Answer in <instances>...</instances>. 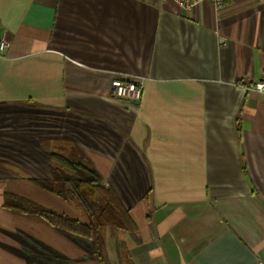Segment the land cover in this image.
<instances>
[{
	"label": "crops",
	"instance_id": "0c3cea01",
	"mask_svg": "<svg viewBox=\"0 0 264 264\" xmlns=\"http://www.w3.org/2000/svg\"><path fill=\"white\" fill-rule=\"evenodd\" d=\"M1 35L0 187L59 154L137 230L104 228L94 256L83 236L12 223L0 264H121L122 244L134 264H264V0H0ZM116 80L143 81L141 105ZM24 225L47 248L24 246Z\"/></svg>",
	"mask_w": 264,
	"mask_h": 264
},
{
	"label": "trees",
	"instance_id": "16d2710c",
	"mask_svg": "<svg viewBox=\"0 0 264 264\" xmlns=\"http://www.w3.org/2000/svg\"><path fill=\"white\" fill-rule=\"evenodd\" d=\"M237 133L240 137V126ZM48 171L53 176L52 181L46 179L32 182L41 183L48 192L76 206L83 221L11 194H6L4 207L21 214L37 215L49 225L96 242L104 228L124 231L137 229L129 209L121 202L116 191L104 186L100 175L90 165L54 153ZM124 264L134 263L128 256Z\"/></svg>",
	"mask_w": 264,
	"mask_h": 264
},
{
	"label": "rangeland",
	"instance_id": "374dc122",
	"mask_svg": "<svg viewBox=\"0 0 264 264\" xmlns=\"http://www.w3.org/2000/svg\"><path fill=\"white\" fill-rule=\"evenodd\" d=\"M256 84L254 85L253 89H255ZM48 167H46V166L41 167L39 169L40 174L38 177L34 176V173L32 171H30V170L34 169L33 167L25 168L24 169V176H23L24 181L23 182H16V183H10L7 185H1L2 187H0V238H1V234L5 233V231L2 230V228H3L2 226H4V225L10 226L9 224H12V223H25L26 225H28V223H36V224H44V223L46 224L47 223L46 221H44L41 217H39L37 215L23 214L26 216V217L24 216L23 219L14 216L15 214H13L11 212H15V211L7 209L4 207V199L6 197V194H11L14 196L22 197V198L30 200L34 203H38L40 205H43L47 208L49 207V208H51V210H55L61 214H65L71 218H77V219L83 221V219L81 217L82 215L80 214V212L76 206L65 201L61 197H59L53 193L48 192L46 189H44V187L41 185V183L32 182V180L42 181V180H46V179H48V180L51 179V181H52L53 176L52 175L50 176V173L48 171ZM25 181H27V182H25ZM67 208H70V209H67ZM129 211H130V215H131V210H129ZM15 213H18V212H15ZM18 214H21V213H18ZM24 227L26 230L25 229L17 230L24 235V237H22L24 240L23 244H25L24 246H26L27 242H30L31 245L29 247H31V248L32 247H46V244L43 241L41 243L40 242L41 240L39 238H35V236L33 237L30 234V233H32L31 231H33L34 233H44L43 231H34V229H32L31 231L30 230L27 231V228L25 225H24ZM8 233H11V232L8 231ZM67 234H71L72 236L78 235V234L73 233V232H68ZM79 236H82V235H79ZM86 238H88V237L83 238V240L87 241L88 244L84 248H88L90 255L95 256V254L97 253V250H98L99 242H96L94 240H93L94 241L93 242V241L87 240ZM37 239H39L40 241H38ZM74 239L76 240V242L79 245L81 244V240L76 239V238H74ZM88 239H90V238H88ZM2 247H3V245H2ZM0 248H1V246H0ZM118 249L121 252V255L123 256V259L121 260V264H124L125 257H128L126 254L127 247L125 244H122L121 246L119 245ZM27 251H29V250H27ZM34 253L39 254L38 252H34ZM25 254H28V252L25 251Z\"/></svg>",
	"mask_w": 264,
	"mask_h": 264
},
{
	"label": "built area",
	"instance_id": "2783aa9c",
	"mask_svg": "<svg viewBox=\"0 0 264 264\" xmlns=\"http://www.w3.org/2000/svg\"><path fill=\"white\" fill-rule=\"evenodd\" d=\"M178 6L185 10H193L195 7L199 6L202 2H211L216 8H224L228 0H174ZM223 45L227 44V40L221 39ZM11 44L5 39L4 35L0 36V54H4ZM255 89L259 92L264 93V82H259L256 84ZM112 96L123 102L129 104L141 105L144 93V83L143 81L136 80H116L112 84Z\"/></svg>",
	"mask_w": 264,
	"mask_h": 264
}]
</instances>
